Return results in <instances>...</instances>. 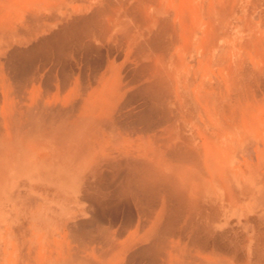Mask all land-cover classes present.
<instances>
[{
    "label": "bare ground",
    "instance_id": "obj_1",
    "mask_svg": "<svg viewBox=\"0 0 264 264\" xmlns=\"http://www.w3.org/2000/svg\"><path fill=\"white\" fill-rule=\"evenodd\" d=\"M259 199L264 0H0V264H264Z\"/></svg>",
    "mask_w": 264,
    "mask_h": 264
},
{
    "label": "rangeland",
    "instance_id": "obj_2",
    "mask_svg": "<svg viewBox=\"0 0 264 264\" xmlns=\"http://www.w3.org/2000/svg\"><path fill=\"white\" fill-rule=\"evenodd\" d=\"M27 186V187H26ZM25 187L27 188V190H23L21 193H20V195H19V198H20V200H19V202H17V203H19V205H22V206H35V204L37 203V201H39V198L36 196V195H33L32 193H30L29 192V186L28 185H26ZM25 188V189H26ZM38 188L39 189H46V187H45V185H43L42 186V184H41V187L40 186H38ZM50 190V189H49ZM29 192V193H28ZM53 189H51L50 190V193H51V195H53ZM26 193V194H25ZM29 195V196H28ZM28 196V197H27ZM18 197V196H17ZM35 197V198H34ZM34 200L36 201V202H34ZM69 208H70V210L73 212V213H80L81 212V210L79 211V209L78 208H76V207H70L69 206ZM77 210H76V209ZM83 215H77L76 216V218H80V217H82Z\"/></svg>",
    "mask_w": 264,
    "mask_h": 264
},
{
    "label": "crops",
    "instance_id": "obj_3",
    "mask_svg": "<svg viewBox=\"0 0 264 264\" xmlns=\"http://www.w3.org/2000/svg\"><path fill=\"white\" fill-rule=\"evenodd\" d=\"M81 2H82V1H81ZM26 22H27V24H30V25H31V23H30L29 21L26 20ZM28 22H29V23H28ZM24 30H26V29H24ZM23 34L26 35V32H23ZM248 145L250 146V151H251V149L254 148V146L257 145V141H252V142L248 141ZM251 153H252V152H251ZM242 154H243V153H242ZM242 154H241V158H242V160H243V157H245V158H248L249 160H254V162L256 161V157L253 155V153L250 154V152H248V154H247V151H246V152H244L243 155H242ZM263 207H264V204H263L262 201L259 199L258 202L256 203L255 210L257 211L258 209H261V208H263ZM254 220H255V221H259V222H261V223H264V217H263L262 215H259L258 213H257V216H256V218H255Z\"/></svg>",
    "mask_w": 264,
    "mask_h": 264
}]
</instances>
